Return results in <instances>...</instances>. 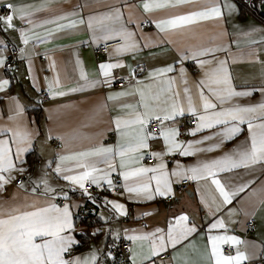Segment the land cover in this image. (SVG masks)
Wrapping results in <instances>:
<instances>
[{"label": "snow or ice", "instance_id": "snow-or-ice-1", "mask_svg": "<svg viewBox=\"0 0 264 264\" xmlns=\"http://www.w3.org/2000/svg\"><path fill=\"white\" fill-rule=\"evenodd\" d=\"M101 2L86 0L70 10H64L60 0H37L27 4L0 0V7L5 10V14H0V30L18 32L23 45L18 48L19 59L29 61V74L32 71L31 57L40 53L29 52L27 46L32 43L35 48L51 43L58 33L84 28L91 33L92 43L123 41L110 53V62L99 64L95 75L85 71L77 57L79 79L66 91L62 90L57 73L48 83V94L52 99L98 86L111 88L115 80L113 69L126 66L122 59L111 62L113 55L131 54L135 58L143 50L136 33L127 27L121 7L110 6L105 11L85 15V8ZM261 2L264 3V0ZM193 3L195 0H144L142 7L145 13H153ZM238 12L231 0H205L197 10L144 22L154 24L160 33L167 35L202 21L227 22ZM39 14L47 15L41 18ZM16 19L20 20L21 26L14 23ZM141 23L137 21L136 27L139 28ZM233 27L239 29V32L233 33L234 37L242 35L248 37L250 45H264V28ZM257 34L259 39L255 38ZM220 35L228 33L225 30ZM233 44L239 50L240 41L233 39L228 44L181 52V65L186 60H192L201 69V76L195 81L190 80L183 66L178 69V75H169L177 69L168 65L149 71L146 82L136 75L137 68L127 65L129 75L121 78L127 86L106 96L107 101L115 102L118 112L112 119L117 143H97L69 150V141L64 136H57L56 139L64 142V150L58 151L54 159L45 161L38 177L29 175L26 180H19L17 193H24L22 199L14 195L11 201L0 200V264H107L109 259L116 264L110 249L105 251L95 245L87 253L77 254L81 245L78 232L96 236L104 232V228L84 232L77 223L76 211L82 205L74 204L71 197L72 192L79 190L88 202L96 204L97 198L89 192V188L104 190L106 184L108 190L115 191L114 173L123 178L120 186L135 202L150 201L156 195L166 197L172 192V184L183 180L197 184L203 181L212 186L209 187L208 198L201 197V203L212 219L206 225V242L198 258H193L190 253L196 251L193 241L200 235L201 225L187 213H181L171 218L166 228L157 227L139 235L123 230L124 239L130 242L128 259L131 264H156L153 258L169 249L173 250L171 259L178 264H244L250 259L239 248L244 241L236 235L227 234L224 211L226 205L232 204L256 180L231 184L222 182L220 174L241 168L246 169L249 175L254 174L257 168L264 173V60L260 59L258 52L249 53L256 63L262 65L261 83L238 90L229 69L230 60L236 62L239 58L233 53ZM7 50V45L0 41V68L6 70L10 68L5 55ZM49 51L46 50L44 58L50 60V67L55 71L56 61L48 54ZM33 84L36 86L35 80ZM9 85V79L0 78V92L6 91ZM254 93H259L261 99L255 102L248 100ZM10 99L14 108H9L6 120L0 113V120H5L0 123V192L5 190L6 185L26 175L28 170L24 166V156L40 136L39 128L33 127L36 122L25 117V108L18 97ZM242 100L246 102L242 103ZM106 107L107 104L98 106L97 114ZM186 114L193 118L195 127L187 129V134L193 139L184 141L180 139L182 133L178 121ZM245 125L247 137L244 142L225 149L227 142L245 131ZM52 138L49 131L46 139ZM158 144L160 147H156ZM211 152L221 154L208 159L200 158V154ZM175 155L196 156L197 160L190 165L175 160L174 167L169 169L166 157ZM146 160H155L156 163L149 165ZM56 180L65 183L59 184ZM259 191L264 192V186ZM251 194L256 195L257 190L252 189ZM104 204L110 205L118 215H127L126 206L122 203L105 197ZM235 212L234 208L227 209L229 216ZM101 219L108 223V217L103 214ZM215 230H223V233L213 234ZM107 235L111 236L113 243L121 239L119 229L108 227ZM225 244L236 246L235 255L223 251L222 245Z\"/></svg>", "mask_w": 264, "mask_h": 264}, {"label": "crops", "instance_id": "crops-1", "mask_svg": "<svg viewBox=\"0 0 264 264\" xmlns=\"http://www.w3.org/2000/svg\"><path fill=\"white\" fill-rule=\"evenodd\" d=\"M11 2L27 4L37 2V0H11ZM85 2L86 0H60L64 10H70L74 5ZM143 2L144 0H102L101 3H93L91 7L84 9V13L87 15L89 12L105 11L110 6L121 7L127 27L136 33V38L140 41L143 49L138 52L135 58L131 54H123L122 56L113 55L111 62H115L116 59H122L126 66L113 69L115 80L111 88L98 86L94 89L69 93L63 97L51 98L47 103L38 102L42 101V93L48 91V83L53 81L57 73H59L63 86L62 90L66 91L69 87L75 86L79 79V68L76 64L77 57L82 61L85 71L90 75H95L98 72L100 63L110 62L109 55L113 53L116 45L110 48L108 55H96L95 49L105 44V42L101 40L98 43H92L90 39L91 33L84 28L74 32L58 33L53 42L40 44L35 46V48L30 43L27 46L29 52L34 50L40 53V55L31 57V74H29V61L27 59H19V53L17 63L11 71L0 68V78L10 80V85L7 86L6 91L0 92V113H3L6 120L9 108H14V102L10 98L18 97L19 102L25 108V117L28 120H34L36 123L33 127H38L40 130L38 140L24 156L26 161L24 166L28 171L25 176L19 177L18 180L20 178L26 180L29 175L38 177L45 161L54 159L58 151L64 150V142L61 140L62 148L58 149L55 147L57 136H64L69 141V150H79L97 143H103L104 145H115L117 143V135L112 130V119L118 112L115 102L107 101L106 96L109 92H117L122 89L116 87L115 83L118 78L129 75L127 65L137 68L136 75L141 79H145L146 82L149 71L168 65H174L177 69V72L170 73L169 75H178V69L183 66L187 70L190 80L195 81L201 76V69L192 60H186L181 65V52L221 43L228 44L233 39H238L240 41V48L237 50L235 44H233V53L239 58L236 62H231L230 60L229 63L234 84L238 90H241L245 87L259 85L261 83L262 65L256 63L249 53L258 52L260 59L264 60V45H250L248 43V37L242 35L234 37L233 33L239 32V29L234 28L233 25L264 28V22L252 13L242 15L239 5L235 0H231V2L236 5L239 12L238 14L234 13L227 22L213 20L202 21L188 29L176 30L167 35L160 33L152 23L150 28L140 29L136 27V22L140 21L143 23L144 21L165 18L170 14L194 11L205 0H195V3L185 5L181 8L167 9L153 13L144 12L142 7ZM39 15L41 18H45L47 14ZM14 23L18 27L21 26L19 19H16ZM225 30L228 35L221 36L220 34ZM38 31L42 32L43 29H38ZM255 38L259 39V34ZM0 41H3L6 45L7 43H11L17 48L23 47L18 32L11 29L8 31L0 30ZM113 42L116 41H108L107 43ZM122 43L123 41H121ZM145 44L148 47H143ZM46 50H51L48 54L56 61L55 71L50 67V60L44 58ZM5 55L9 59L8 50ZM45 77L48 78L47 81ZM34 80L36 86L33 84ZM37 88H39V91H37ZM260 99L259 93H254L252 97L248 98V100L253 102ZM241 102L244 103L246 101L242 100ZM104 104H107V107L97 114L98 106ZM36 111L38 115L35 114ZM190 117L188 114L181 117L178 121L179 124ZM5 120H0V123H4ZM243 127L245 131L239 134L234 140L227 142L225 149H232L244 142L247 137V130L246 125ZM49 131H51L53 137L51 140L46 139ZM180 139L187 141L193 139V137L190 135L188 137L180 136ZM156 147H160V145L158 144ZM33 151L36 153L35 157H37L38 162L30 167L27 165V157ZM220 154V152L205 153L200 154V158L208 159ZM166 159L168 160V167L171 169L174 167L173 161L175 160H179L184 165H190L196 162L197 157L175 155L168 156ZM145 163L149 164L147 160ZM155 163L149 165H154ZM112 178L114 183L119 178L121 185L123 184V178L118 174L114 173ZM220 178L222 182L231 184H239L247 179L256 180V183L252 184L244 193H241L240 196L234 199L232 204L226 205L224 211V219L228 224L227 234L236 235L244 241L243 244L239 245V248L250 257V259L244 261V264H247L250 261L264 256V203H261L264 200V192L259 191L264 186V173L257 168L254 174L249 175L246 169L241 168L233 172L221 173ZM18 180L5 186V190L0 192V200L11 201L14 195L22 199L24 193H17L16 182ZM55 182L59 184L65 183L62 180H56ZM181 182H174L172 184V192L166 197L156 195L154 199L146 202L130 200L124 189L121 194L110 195L108 199L124 204L127 212H132L129 217L127 215L116 214L110 205H105L104 203L92 204L88 202L87 198L79 190L72 192L71 197L73 203L82 205V207L76 210L77 212L84 209L88 210L91 205L97 207V214L91 216L88 222H82L77 219L80 228L86 233H91L95 228H104V232L96 236L81 235L78 232L77 238L81 241V245L77 249V254L87 253L93 245L106 251L113 244L111 236L107 235L108 227L119 229L121 231V238L124 237V229L129 230L128 234L139 235L143 232H151L157 227L166 228L171 218L181 213H187L190 218L201 225V233L193 241L196 251H191L190 253L193 258H198L199 253L203 252L206 242V225L212 219L208 214V210L201 203V197L208 198L210 195L209 187L212 186L206 185L203 181L199 184L191 181L186 192H178L176 187ZM105 186L107 185L105 184ZM252 189L257 190L256 195L251 194ZM171 196H174L175 199L168 202L167 198ZM231 208L236 209V212L229 216L227 209ZM101 214L104 217H108L107 224L101 219ZM120 218L123 219L122 222L118 220ZM251 219L255 221L256 226L253 232L249 231L247 227ZM132 230H135V232L133 233ZM222 233L223 230H215L213 234ZM83 243H87L86 246L82 247ZM226 246L232 247L234 251L232 254L235 255L236 246L225 244L222 245V249ZM166 253H171L172 255L173 250L169 249ZM183 253L184 250L182 249L181 254ZM153 259L155 260L156 257ZM173 264H178V261L173 260Z\"/></svg>", "mask_w": 264, "mask_h": 264}, {"label": "built area", "instance_id": "built-area-1", "mask_svg": "<svg viewBox=\"0 0 264 264\" xmlns=\"http://www.w3.org/2000/svg\"><path fill=\"white\" fill-rule=\"evenodd\" d=\"M245 1L250 4V3H253L255 0H245ZM260 2H261V0H260ZM0 14H5V10L2 7H0ZM150 27H151V23L143 22V23H141V26L139 28L140 29H148ZM117 44H121V41L103 44V45H101L95 49V53H96V55H105L106 56L109 54L110 48L112 46L117 45ZM7 49L9 52V59L7 61V65L10 66V68L8 70H6V69L5 70L11 71L13 69L14 65L17 63L19 51H18V48L11 43H7ZM141 69H143V68H141ZM121 78H118L116 80V83H115V86L118 88H124L127 86L126 82H122ZM41 98H42L43 103H47L51 100V97L49 96L48 91H44L42 93ZM179 125H180V129H181V133H182L181 136H183V137H188L189 135L187 134V129L195 126L192 117H190L189 119H185ZM62 146H63L62 142L59 139H57L55 141V147L58 149H61ZM155 162H156L155 160H147V163H149V164H153ZM20 179H22V178H20ZM19 180L16 182L17 185L19 183ZM190 182H191L190 180H183L180 183V185H177L176 190L178 192H186L188 190ZM115 183L117 185L115 191L108 190L107 186H104V190H98L95 187L89 188V192H91L92 195L97 198V204L104 203L105 197L109 198L110 195H112V194L117 195V194H121L123 192V188L120 186L121 183H120L119 178H117L115 180ZM174 199H175V197L171 196V197L167 198V201L171 202ZM77 214H78L77 215L78 220H80L82 222H88V220L90 219L91 216H94L97 214V207L91 205V206H89L88 210H86V209L79 210L77 212ZM131 214H132V212L128 211L127 217L131 216ZM118 220L120 222L123 221V219H121V218ZM247 227H248L249 231H252V232L255 231V228H256L255 221L253 219H251L248 222ZM129 245H130V242L127 241L126 239H124V237H122L121 239L115 241V243L111 244V246L107 249V250L110 249L113 252V254L115 256L116 264H131L130 260L128 259V246ZM223 251L226 254H228V253L232 254L234 252L233 248L230 246L224 247ZM171 257H172L171 253H162L159 257H156V259H155L156 264H173V260L171 259ZM107 264H113L112 260L109 259L107 261ZM247 264H264V256L260 257L259 259L250 261Z\"/></svg>", "mask_w": 264, "mask_h": 264}, {"label": "trees", "instance_id": "trees-1", "mask_svg": "<svg viewBox=\"0 0 264 264\" xmlns=\"http://www.w3.org/2000/svg\"><path fill=\"white\" fill-rule=\"evenodd\" d=\"M237 2V4L239 5L240 11L242 15L245 14H249L252 13L254 14L257 18H259L261 21L264 22V15H262L259 11H257V9H252L251 5H248V3L245 0H235ZM254 10V11H253ZM254 12H257L258 14H255ZM31 112V111H30ZM38 115V112L36 111V113ZM36 156V153L33 151L31 153H29L28 157H27V165L28 166H33L36 162H38V159ZM87 243H83L82 247L86 246Z\"/></svg>", "mask_w": 264, "mask_h": 264}, {"label": "rangeland", "instance_id": "rangeland-1", "mask_svg": "<svg viewBox=\"0 0 264 264\" xmlns=\"http://www.w3.org/2000/svg\"><path fill=\"white\" fill-rule=\"evenodd\" d=\"M248 5H251L252 6V9H257V11H259L260 12V5H261V2H260V0H255L253 3H248ZM254 7V8H253ZM254 11V10H253ZM255 14H258L257 12H254ZM261 13V12H260ZM262 14V13H261Z\"/></svg>", "mask_w": 264, "mask_h": 264}, {"label": "water", "instance_id": "water-1", "mask_svg": "<svg viewBox=\"0 0 264 264\" xmlns=\"http://www.w3.org/2000/svg\"><path fill=\"white\" fill-rule=\"evenodd\" d=\"M259 9H260V12L262 13V15H264V3L261 2Z\"/></svg>", "mask_w": 264, "mask_h": 264}]
</instances>
